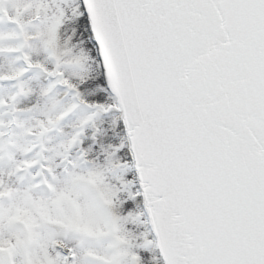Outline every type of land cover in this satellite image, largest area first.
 I'll return each instance as SVG.
<instances>
[{
	"label": "snow or ice",
	"instance_id": "obj_1",
	"mask_svg": "<svg viewBox=\"0 0 264 264\" xmlns=\"http://www.w3.org/2000/svg\"><path fill=\"white\" fill-rule=\"evenodd\" d=\"M0 264H264V0H0Z\"/></svg>",
	"mask_w": 264,
	"mask_h": 264
}]
</instances>
